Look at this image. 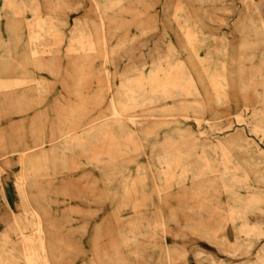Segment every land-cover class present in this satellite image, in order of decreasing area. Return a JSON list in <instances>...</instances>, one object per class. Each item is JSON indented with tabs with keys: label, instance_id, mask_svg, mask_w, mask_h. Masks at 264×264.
I'll return each instance as SVG.
<instances>
[{
	"label": "rangeland",
	"instance_id": "1",
	"mask_svg": "<svg viewBox=\"0 0 264 264\" xmlns=\"http://www.w3.org/2000/svg\"><path fill=\"white\" fill-rule=\"evenodd\" d=\"M37 1L38 10L34 12L28 0H0V30L3 31L0 45L3 49L12 44L13 36L6 29L12 21L22 25L24 44L29 45L30 29L39 20L52 18L50 1ZM96 1L103 9L94 8L95 0H63L71 9H66V13L59 12L50 23L53 30L51 43L42 50L38 48L35 58L55 59L61 70L57 78L43 72L17 74L12 70L0 77L5 86L0 90L1 100L5 98L3 103L0 102V138L4 143L12 141L15 147L37 142L36 134L49 130L53 117L49 108L54 101L80 100L96 120L108 115L112 99L120 101V72L134 61L146 62L150 67L157 51L168 49L169 44L162 38L166 30L175 36V43L182 47L184 57L192 51V62L203 79L205 94L215 91L211 77L219 65L237 60L239 77L246 87L241 91L238 88L240 81H233L226 107L216 106L209 100L198 112L188 104L196 100V96L181 97L179 101L170 99L163 104L173 103L171 107H165L163 113L150 120L140 131L141 139L127 140L107 134L91 143L88 152L70 148L58 156L59 159L53 158L48 151L49 145L42 143L32 153V158L25 161V167L35 175V188L45 190L40 199L42 217L47 237L54 244L55 264H107L108 256L116 249L124 254L121 264H164V256L168 255L173 259L172 264H181L179 257L185 254L183 250H190L191 256L196 248L210 250L197 241L202 237L200 232L214 230L218 237H234L233 226L226 218L225 195L217 186L205 187L208 189L205 193L190 191L184 194L180 187L172 185V175L159 176L150 155L153 149L169 150L180 145L190 151L191 162L207 163L199 156L198 149L205 148L210 140L218 137L203 134L207 125L198 124V118L222 116L228 122L239 111L250 115L257 109V93L264 92V24L261 23L264 21V0H211L209 3L201 0ZM79 20H90L96 26L94 41L85 43L92 64L83 69L75 66L81 59L78 44L73 40L74 26ZM187 20L190 25L201 21L208 35V38L195 40L192 49L187 46L182 29ZM223 36L230 42L228 56L217 53ZM27 52L32 50L29 48ZM3 53L6 49L0 55ZM209 53L213 54L210 58ZM2 59L5 61L6 57L2 56ZM18 79L25 83L15 85L14 81ZM77 83L79 92L74 90ZM16 90L30 92L11 93ZM94 91L100 96L96 103H90L87 97ZM207 97L214 99L211 95ZM158 107L162 108L161 105ZM236 130H226L221 139L229 142L228 136ZM246 130L263 146L259 138ZM176 131L184 137H173ZM59 160L62 164L54 166ZM94 163L105 165L106 169L100 171ZM139 163L145 166L141 173L136 168ZM22 164L20 158L11 164L10 171L15 173V178L24 172ZM169 172L173 174L174 171L170 169ZM2 194L0 183V211L4 210L8 216L0 223V237L4 236L9 247L20 256L19 261L10 259L9 262L28 264L22 255L25 252L23 246L29 245L26 236L36 230L34 225L23 222L26 218L34 221L36 217L26 214L21 200H18L13 215ZM212 197L220 199L213 200ZM200 212L205 216L195 215ZM216 220L221 224L217 225ZM147 221L152 225L143 230ZM139 230L142 234H137ZM133 237H138L140 245L154 239L158 243L157 249L149 246L139 253ZM254 253L240 261L245 264L254 260Z\"/></svg>",
	"mask_w": 264,
	"mask_h": 264
},
{
	"label": "bare ground",
	"instance_id": "2",
	"mask_svg": "<svg viewBox=\"0 0 264 264\" xmlns=\"http://www.w3.org/2000/svg\"><path fill=\"white\" fill-rule=\"evenodd\" d=\"M52 18L39 20L30 30V43L24 44V34L22 25L16 20L6 26L8 34L13 36L12 44L2 48L0 52V77L11 72L28 73L43 72L57 78L61 74L60 67L53 58L47 61L35 58V53L44 49L51 43L53 38L51 22L60 12L70 10V6L63 0H49ZM209 3L211 0H201ZM37 0H28L29 7L36 12L38 10ZM116 4V3H115ZM95 9L100 10L103 7L95 0ZM264 24V21L261 22ZM104 24V21L102 22ZM185 21L182 29L189 48L195 47L194 41L197 39L208 38L203 23L196 21L193 25ZM75 33L73 40L77 43V49L81 52V59L75 62L78 69H83L85 65H91L90 55L85 46L86 42L94 41L95 23L90 20L77 21L75 23ZM6 32V31H4ZM3 33L0 30V35ZM1 37V36H0ZM163 40L169 44L166 52L157 51L156 59L152 61L150 67L146 62H132L126 70L120 72V101L112 99V109L108 115L97 118L90 114V111L84 109L83 102L78 100L54 101L49 110L53 114L48 131L36 134L37 142L34 144H25L23 147H15L12 141L4 143L0 138V183L3 186L2 198L11 213L15 214V208L19 201L25 206L26 214L33 215L36 219L33 221L26 218L25 225H34L35 233L27 235L26 239L30 241L29 245L23 246L24 255L28 264H55L54 244L44 227L42 217L43 203L41 196L45 193L44 189H36L34 184V173L25 167L26 160L32 158L38 146L42 143L49 145V154L56 159L63 152L70 148H80L88 152L91 143L98 141L103 136L110 134L119 136L127 140L141 139L140 131L146 128L150 120L160 113H163L165 107H171L173 103L163 104L170 99H177L185 96H196L197 99L189 101L188 104L195 107L198 112L204 109L209 100L217 106H224L228 103V95L233 86V81H240L238 88L242 91L246 86L239 77L237 69L238 61L231 59L219 65L215 74H212L213 94H205V85L200 72L193 64L192 51L188 57H184V51L180 45L175 43V36L167 30L162 34ZM186 48V43L185 46ZM187 47V48H188ZM230 42L227 36H223L217 53L228 56ZM32 52H27L28 49ZM2 56L6 57L4 61ZM213 54L209 53V58ZM254 59V56L251 57ZM3 60V61H2ZM234 67L231 68L230 66ZM16 75V74H14ZM0 78V90L3 89ZM15 85L24 84L25 81L18 79L14 81ZM41 89L43 85L40 84ZM79 84L74 87L75 92H79ZM28 90L11 91L15 95L29 93ZM10 93V94H11ZM2 95V94H1ZM0 95V96H1ZM9 95V94H7ZM213 98H205L206 96ZM99 94L97 91L88 95L87 101L96 103ZM208 99V100H207ZM2 103L5 98L1 100ZM176 101V100H175ZM257 109L250 115L244 111L234 114L233 119L225 122L222 116L198 118V124L205 123L207 127L202 133L211 137L217 136L215 140H210L205 148L198 149L200 157L205 158L206 162L194 164L189 160L190 151L180 145L172 149H153L150 160L160 177L172 175V185H177L185 193L190 191L207 192L205 187L217 186L224 193L223 201L226 203L227 220L233 226L234 237H218L212 231L200 232L202 237H198L204 246L210 250L205 251L196 248L191 256L190 250H183L181 255V264H244L240 260L249 257L255 251V259L248 260L245 264H264V92L257 93ZM121 106L120 107L118 106ZM162 108H159L160 106ZM176 105V103H175ZM182 105V103H181ZM188 105V106H189ZM164 106V107H163ZM133 111V114L130 112ZM77 124L79 126H77ZM235 125H239L237 128ZM245 125L242 128L240 126ZM237 129L228 136L229 142L221 139L226 130ZM250 133L259 138L263 146L251 137ZM78 129L77 131H75ZM184 137L180 132H173V137ZM19 154V155H18ZM11 155H18L22 160L24 172L17 178L10 166L17 158H7ZM59 159V157H58ZM62 160L57 161L54 166H60ZM47 163V162H46ZM98 170L106 169L105 165L99 163L93 164ZM137 171L141 173L145 166L142 163L137 165ZM173 170L170 174L169 170ZM213 200L220 199L212 197ZM211 199V200H212ZM196 216L204 217V213H196ZM172 216V215H171ZM7 213L0 211V223L7 220ZM173 219V217H171ZM19 222L18 218H15ZM215 223H221L216 220ZM152 223L147 221L143 230L151 227ZM142 227V226H141ZM217 231V229H215ZM199 231V230H197ZM144 232V231H143ZM4 234V233H3ZM142 234V230L137 231ZM257 236V237H255ZM137 252H141L145 247L158 246L157 241L150 240L144 244H138V237H133ZM192 239V237H190ZM157 249V248H155ZM157 251V250H155ZM142 253V252H141ZM218 254V255H217ZM17 259L20 256L7 244L6 238L0 237V262L1 264H10L9 260ZM124 254L115 253L108 256L107 264H121ZM164 264H172L171 255L164 256ZM89 264V263H88Z\"/></svg>",
	"mask_w": 264,
	"mask_h": 264
}]
</instances>
